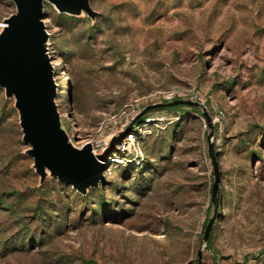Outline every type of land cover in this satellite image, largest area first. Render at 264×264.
Returning <instances> with one entry per match:
<instances>
[{
  "label": "rangeland",
  "instance_id": "obj_1",
  "mask_svg": "<svg viewBox=\"0 0 264 264\" xmlns=\"http://www.w3.org/2000/svg\"><path fill=\"white\" fill-rule=\"evenodd\" d=\"M90 3L96 20L61 19L49 3L43 20L62 126L75 147L91 144L104 181L87 195L41 185L0 89V264H197L211 131L221 204L203 264H264V0ZM15 10L0 0V31ZM169 97L200 102L212 129L190 109H148L138 119L164 121L130 164L114 162L111 139Z\"/></svg>",
  "mask_w": 264,
  "mask_h": 264
},
{
  "label": "water",
  "instance_id": "obj_2",
  "mask_svg": "<svg viewBox=\"0 0 264 264\" xmlns=\"http://www.w3.org/2000/svg\"><path fill=\"white\" fill-rule=\"evenodd\" d=\"M16 10L3 20L0 31V89L8 99L14 100L19 115L22 141L28 145L25 153L33 159V168L42 185L48 176L58 182L87 195L89 189L97 188L104 181L103 163L99 162L90 143L82 148L74 146L67 131L62 126L56 103L54 66L49 54L50 34L44 20L45 4H51L59 14L72 17L87 16L96 20L90 0H13ZM188 105L198 108L207 118L206 108L200 102L188 99H174L166 103L151 105L138 115L124 132L115 135L109 150L117 148L129 134L136 120L153 108H170ZM212 131L208 134V153L214 168L212 185L213 212L202 235V246L197 254V264H203L204 248L210 239L219 206L220 170L217 152L212 141Z\"/></svg>",
  "mask_w": 264,
  "mask_h": 264
},
{
  "label": "built area",
  "instance_id": "obj_3",
  "mask_svg": "<svg viewBox=\"0 0 264 264\" xmlns=\"http://www.w3.org/2000/svg\"><path fill=\"white\" fill-rule=\"evenodd\" d=\"M46 24V23H45ZM168 101L173 100L172 97H169L167 99ZM154 120H162L164 121V118L161 119H151L150 117H147L143 120L140 121L139 124H134L132 126V128L135 126L134 130H132V128L130 129L131 135L128 137H125L123 139V141L121 142V144L114 149V151H112V160L115 162H117V160H122V161H118L120 164H123L124 161L128 162V164L131 163V157H125V154L128 151H131V149H133V147L136 145L137 141H139L140 137L145 134V132H149V128H147V126L150 124L152 125V121ZM154 125H157L156 123H154ZM107 148H109V145H107ZM116 159V160H115Z\"/></svg>",
  "mask_w": 264,
  "mask_h": 264
},
{
  "label": "trees",
  "instance_id": "obj_4",
  "mask_svg": "<svg viewBox=\"0 0 264 264\" xmlns=\"http://www.w3.org/2000/svg\"><path fill=\"white\" fill-rule=\"evenodd\" d=\"M59 17L61 18V19H73L74 17H72V16H68V15H59ZM190 109V110H192L194 113H196V114H199V115H203V113H202V111L200 110V109H198V108H194V107H191V106H188V105H177V106H174V107H170V108H165V109H169V110H176V111H178V110H181V109ZM154 109H152V110H149L148 111V113L149 112H151V111H153ZM143 119V117H141L140 119H138L137 121H136V124H139L140 123V121ZM135 124V125H136ZM134 128H135V126L132 128V130H134ZM220 204H221V202H220ZM1 206H3V208H5L7 205H1ZM10 208V207H9ZM208 218H209V210H208V213H207V216H206V219H205V221H204V224H203V230H202V235H203V231H204V228H205V226H206V224H207V222H208ZM213 234H214V227H213V230H212V232H211V235H210V239H209V242H208V244H207V249H211L212 248V246H211V239L213 238Z\"/></svg>",
  "mask_w": 264,
  "mask_h": 264
},
{
  "label": "bare ground",
  "instance_id": "obj_5",
  "mask_svg": "<svg viewBox=\"0 0 264 264\" xmlns=\"http://www.w3.org/2000/svg\"><path fill=\"white\" fill-rule=\"evenodd\" d=\"M4 24L1 25V27H3Z\"/></svg>",
  "mask_w": 264,
  "mask_h": 264
}]
</instances>
